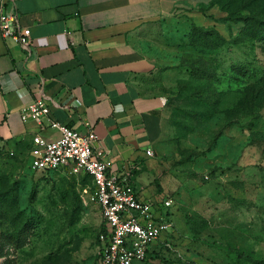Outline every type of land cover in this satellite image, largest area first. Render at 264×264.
Masks as SVG:
<instances>
[{
	"label": "rangeland",
	"instance_id": "1",
	"mask_svg": "<svg viewBox=\"0 0 264 264\" xmlns=\"http://www.w3.org/2000/svg\"><path fill=\"white\" fill-rule=\"evenodd\" d=\"M236 1L212 0L224 38L194 25L150 34L169 73L157 163L167 184L155 188L176 199L174 233L147 264H264V31L245 32ZM91 192L83 172L39 175L27 153L0 149V264H96L102 221Z\"/></svg>",
	"mask_w": 264,
	"mask_h": 264
},
{
	"label": "crops",
	"instance_id": "2",
	"mask_svg": "<svg viewBox=\"0 0 264 264\" xmlns=\"http://www.w3.org/2000/svg\"><path fill=\"white\" fill-rule=\"evenodd\" d=\"M14 4L16 28L28 32L31 46L25 49L0 31V148L25 152L29 158L34 135L59 137L46 123L39 128L20 118L22 108L44 98L50 120L80 133L91 125L98 136L95 149L111 162L116 175L133 169V185L141 198L174 200L155 188L159 178L160 184H167L157 163L163 159L167 119V98L160 83L169 73L161 74L157 60L156 49L166 48L150 34L168 24L194 25L214 29L224 38L225 22L212 0ZM148 151L152 156L146 155ZM168 236L149 250L144 264Z\"/></svg>",
	"mask_w": 264,
	"mask_h": 264
},
{
	"label": "built area",
	"instance_id": "3",
	"mask_svg": "<svg viewBox=\"0 0 264 264\" xmlns=\"http://www.w3.org/2000/svg\"><path fill=\"white\" fill-rule=\"evenodd\" d=\"M14 3L15 0H0V31L3 38L28 49L31 46L28 32L16 28ZM49 112L44 98L33 101L20 112L23 123H32L39 128L46 123L59 134L55 140L33 136L29 168L39 175L67 168L72 173L86 174L92 183L89 201L99 207L105 227V233L100 235L96 264H144L149 250L164 235L174 233L170 212L173 200L141 198L133 185V169L116 175L111 162L95 149L98 136L90 124H86V133H80L50 120ZM146 155L152 156L150 151Z\"/></svg>",
	"mask_w": 264,
	"mask_h": 264
},
{
	"label": "trees",
	"instance_id": "4",
	"mask_svg": "<svg viewBox=\"0 0 264 264\" xmlns=\"http://www.w3.org/2000/svg\"><path fill=\"white\" fill-rule=\"evenodd\" d=\"M243 1H245V0H237L236 2L241 4V8L243 11H246L248 13V15L245 16V18H244L245 32L246 33H252V35H253L256 32V30H258L259 32L264 31V7L261 9V12H260V10L257 6L258 2H259V6H260V3H264V0H248L247 4H242ZM213 5H215V4L213 3ZM218 35H220V34L218 33ZM262 37L264 38V36H262ZM258 93L255 94L252 92V96L254 98H256L258 96ZM249 94H251V93H249ZM0 149H2V148H0ZM15 153H17V152H13V154H15ZM101 233H105L104 225H102V227H101ZM254 264H263V263L255 262Z\"/></svg>",
	"mask_w": 264,
	"mask_h": 264
}]
</instances>
